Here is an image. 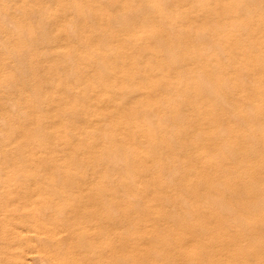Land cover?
<instances>
[{"label": "rangeland", "instance_id": "1", "mask_svg": "<svg viewBox=\"0 0 264 264\" xmlns=\"http://www.w3.org/2000/svg\"><path fill=\"white\" fill-rule=\"evenodd\" d=\"M262 72L264 0H0V264H264Z\"/></svg>", "mask_w": 264, "mask_h": 264}, {"label": "bare ground", "instance_id": "2", "mask_svg": "<svg viewBox=\"0 0 264 264\" xmlns=\"http://www.w3.org/2000/svg\"><path fill=\"white\" fill-rule=\"evenodd\" d=\"M238 44H241V43H238ZM244 44H245V43H244ZM215 45H216V44H215ZM257 45H258V44H257ZM261 45H262V44H261ZM217 46H218V45H217ZM217 46H216V48L219 47V46H218V47H217ZM238 46H239V45H238ZM243 46H244V47H243ZM243 46H242V48L244 49V52H243L244 54H245L249 49H251V48H249V45L247 46V44H246V46H247V49L249 48L248 50L246 49L245 45H243ZM252 46H254V45L252 44ZM232 48H233V47H232ZM252 48H253V47H252ZM256 48H257V47H255V49H256ZM257 49H259V48H257ZM257 49H256V51H257ZM219 50H220V49H219ZM235 50H236V49H235ZM259 50H260V49H259ZM233 51H234V50H233ZM252 51H254V50H252ZM252 51H251V52H252ZM256 51H255V52H256ZM231 52H232V51H231ZM236 52H237V50H236L234 53H236ZM261 54H262V53H261ZM261 54H260V55H261ZM246 55H248V54H246ZM255 55H256V54H255ZM239 56H240V55H239ZM250 56H251V54H250ZM233 57H234V56H233ZM233 57H232V58H233ZM245 57H246V56H245ZM256 57H257V56H256ZM233 59H235V58H233ZM243 59H244V58H243ZM243 59H242V60H243ZM248 59H249V58H248ZM234 62H235V61H234ZM253 62H254V60L252 61V63H253ZM242 63H244V64L247 63V64H248V61H247V62H244V60H243V62H241V65H239V66H240L239 68H240L241 71H242L243 69H245V67L247 66V65L243 66ZM259 63H260V62H259ZM239 64H240V63H239ZM254 64H255V62H254ZM249 65H251V64H250V60H249ZM261 65H262V64H261ZM230 66H231V65H230ZM235 66H237V65H235ZM258 66H259V64H258ZM231 67H232V66H231ZM241 67H242V69H241ZM247 67H248V66H247ZM247 67H246V68H247ZM254 67H255V66H254ZM236 68H238V67H236ZM238 70H239V69H238ZM249 70H250V69H249ZM251 70H252V68H251ZM233 71H235V70H233ZM233 71H232V72H233ZM245 71H246V70H245ZM237 73H238V72H237ZM244 73H245V72H244ZM250 73H251V71H250ZM262 73H263V72H262ZM233 74H235V73H233ZM240 74H241V73H240ZM263 74H264V73H263ZM252 75H253V73H252ZM260 75H261V74H260ZM242 76H244V75H243V72H242ZM258 76H259V75H258ZM233 78H234V77H233ZM235 78H236V77H235ZM235 78H234V81L236 80V82H238L237 84H241V85H243V82H244V85H243V86H245V85H247V84H249V83H250L249 85L251 86V85L254 83V81H253V83L250 82V80H251L252 77H249L250 80H249V78L247 77L248 80H249V83H248V81H247V82L243 81V80H244L243 78H245V77H240V76L238 77V76H237V78H236V79H235ZM247 78H246L245 80H247ZM263 79H264V78H263ZM228 80H229V79H228ZM253 80H254V79H253ZM204 81H206V80H204ZM257 81H260V80L258 79ZM226 82H227V81H226ZM236 82H234V83H236ZM260 82H261V84H260L259 82H257L258 84H260V86L257 85V84L255 83L257 86H259V88H258V87H254V88H258L259 90H262V89H260V88H262V86H263L264 84H263V81H260ZM222 83H223V82H222ZM227 83H228V82H227ZM229 83H230V82H229ZM245 83H247V84H245ZM251 83H252V84H251ZM224 84H225V83H224ZM224 84H223V85H224ZM262 84H263V85H262ZM221 85H222V84H221ZM223 85H222V86H223ZM238 86H239V85H238ZM253 86H255V85H253ZM225 87H227V86H225ZM241 87H242V86H241ZM251 87H252V86H251ZM223 88H224V87H223ZM235 88H236V86H235ZM242 88H243V87H242ZM246 88H247V87H246ZM208 89H209V88H208ZM226 89H228V88H226ZM243 89L245 90V88H243ZM258 89H257L256 92H259ZM249 90H251V89H249ZM254 90H255V89H254ZM247 91H248V90H247ZM238 92H239V91H238ZM261 92H262V91H261ZM261 92H260V93H261ZM232 93H233V92H232ZM260 93H259V94H260ZM263 93H264V92H262L261 95H263ZM255 94H256V93H255ZM259 94H257V95L259 96ZM243 95H244V92H243ZM257 95H256V96H257ZM245 96H247L246 93H245L244 97H245ZM248 96H249V95H248ZM256 96H255V97H256ZM258 96H257V97H258ZM249 98H251V96H250ZM251 99H252V98H251ZM255 99H256V98H255ZM255 99H254V100H255ZM224 100H225V99H224ZM254 100H253V101H254ZM263 101H264V99H262L261 97H259L258 99L255 100V103H254V104H255L254 107L257 106L256 108H253V109H252L253 106L250 107V106H251L250 104H249L250 106H248V105H247V106H244L245 108L242 106L241 108L245 110L247 107H249V108H248L249 110L247 111V112H249V113H248V114H247L246 112H245V113H246V115H247L249 118H252V116L254 115V114H253L254 110L257 109V108H259V107H261V106L263 105L262 103H264ZM249 102H250V101H249ZM236 104H237V102H236ZM252 105H253V104H252ZM236 106H237V105H236ZM239 106H240V105H239ZM239 106L234 107V108H238ZM234 108H233V109H234ZM241 108L239 107L238 112H239V110H242ZM250 108H251V109H250ZM261 108H262V107H261ZM236 110H237V109H236ZM244 110H243V111H244ZM246 110H247V109H246ZM261 110H263V109L258 110V112H260ZM233 111L235 112V110H233ZM256 112H257V111H255V114H256ZM241 113H242V111H241ZM245 113H244V115H245ZM260 114H261V113H260ZM238 115L241 116L239 113L237 114V116H238ZM251 115H252V116H251ZM256 115H257L256 117H259V118H256L255 115H254V117H255L256 119H258V121H257L256 119H254V117H253V119L256 120V121H254V120L252 119V124L261 121V122H259L260 125H259V124H258V125L261 127V129H263L261 123L264 124V122H262V121H264V119H263L264 116L262 115L263 117H260L261 115H260V116H258L259 114H256ZM247 116H246V117H247ZM248 117H247V120H249ZM240 118H241V117H240ZM260 118H261L262 120H261ZM237 119H238V118H237ZM259 119H260V120H259ZM249 123L251 124V120L249 121ZM249 123H248V124H249ZM250 124H249V125H250ZM252 124H251V125H252ZM215 125H216V124H215ZM249 125H247V126H249ZM251 125H250V127H251ZM258 125H257V127H256L255 125H253V126H255L256 128L260 129ZM216 126H217V125H216ZM250 127H248V129H250ZM218 128H219V127H218ZM220 128H221V127H220ZM251 129H252V130H250L251 132H253L254 130H255V131L257 130V129H254V128H251ZM253 129H254V130H253ZM261 129H260V131H262ZM218 130H220V129H218ZM245 130H246V129H245ZM255 131H254V132H255ZM260 131H259V132H260ZM245 132H246V131H245ZM256 132H258V130H257ZM259 132H258V133H259ZM263 132H264V130H263ZM258 133H256V135H255V133H254L255 138H257L256 136L260 137L259 135L262 134L261 132H260L259 134H258ZM246 134H247V133H246ZM248 134H249V133H248ZM252 135H253V134H252ZM254 136H252V137H254ZM255 138H250V139H251V141H252V140H258V139H255ZM261 138H262V136H261ZM263 138H264V137H263ZM252 143H253V141H252ZM252 143H251V145H252ZM256 143H257V141H256ZM254 145H255V144H254ZM256 145H258V144H256ZM252 147H253V146H252ZM255 147H256V146H255ZM253 148H254V147H253ZM254 149H255V148H254ZM256 149H257V148H256ZM252 150H253V149H251V151H252ZM62 208H63V207H62ZM42 218H43V217H42ZM42 221H44V218H43ZM43 225H44V223H43ZM43 225H42V226H43ZM46 227H47V226H46ZM46 227H44V228H45V230L43 229L44 231L42 230V228H43V227H42V228L40 229V232H41V230H42V231L44 232V234H42V235H46V236H47L48 233H47V232L45 233V231H48V232H50V233H49V237H51V236H52V235H51V231H50V229H49L48 227H47V229H46ZM52 233H53V232H52ZM50 235H51V236H50ZM47 237H48V236H47Z\"/></svg>", "mask_w": 264, "mask_h": 264}]
</instances>
